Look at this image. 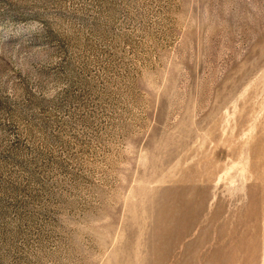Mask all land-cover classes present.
Segmentation results:
<instances>
[{"label": "rangeland", "instance_id": "obj_1", "mask_svg": "<svg viewBox=\"0 0 264 264\" xmlns=\"http://www.w3.org/2000/svg\"><path fill=\"white\" fill-rule=\"evenodd\" d=\"M0 264H264V0H0Z\"/></svg>", "mask_w": 264, "mask_h": 264}]
</instances>
